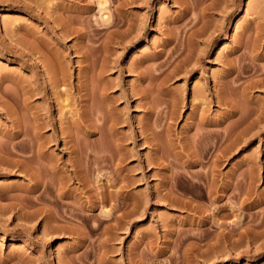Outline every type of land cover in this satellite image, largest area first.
Segmentation results:
<instances>
[{
	"label": "rangeland",
	"instance_id": "obj_1",
	"mask_svg": "<svg viewBox=\"0 0 264 264\" xmlns=\"http://www.w3.org/2000/svg\"><path fill=\"white\" fill-rule=\"evenodd\" d=\"M0 264H264V0H0Z\"/></svg>",
	"mask_w": 264,
	"mask_h": 264
},
{
	"label": "bare ground",
	"instance_id": "obj_2",
	"mask_svg": "<svg viewBox=\"0 0 264 264\" xmlns=\"http://www.w3.org/2000/svg\"><path fill=\"white\" fill-rule=\"evenodd\" d=\"M60 61V60H59ZM59 69H60V66H59ZM61 73V75H62V77H64V79H65V72L63 71V69L60 71ZM65 75V76H64ZM49 124H52L50 121H49ZM56 130V128L53 126V131H55ZM39 146V145H38ZM50 162V161H49ZM51 167H50V169L51 170H54V168H52L53 166H54V164H52L51 162H50V164H49ZM41 182V181H40ZM43 182V181H42ZM38 199V198H37ZM3 211H6V209L5 208H3L2 209ZM14 210V209H13ZM2 211V212H3ZM1 212V213H2ZM41 211H39V210H33V211H30V212H27V213H24V216L28 219V218H35V217H37L38 216V214L40 213ZM52 213H53V211H52ZM10 215V214H9ZM23 216V215H22ZM17 217V216H16ZM19 218H21V216L19 215L18 216ZM56 218H55V214L53 215V218H52V220H54V221H56L55 220ZM24 223V222H23ZM21 224V225H19L20 226V228H18L17 230H15L16 232H29L28 230H29V226L28 225H26L25 223L24 224ZM30 229H31V226H30ZM54 230H56V227H55V225H53V229L51 230V231H54ZM16 259L18 260V261H24V259H23V257H21V256H17L16 257ZM25 263V262H24Z\"/></svg>",
	"mask_w": 264,
	"mask_h": 264
}]
</instances>
